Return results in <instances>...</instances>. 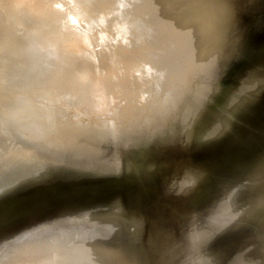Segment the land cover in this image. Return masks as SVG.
<instances>
[{"label": "bare ground", "instance_id": "bare-ground-1", "mask_svg": "<svg viewBox=\"0 0 264 264\" xmlns=\"http://www.w3.org/2000/svg\"><path fill=\"white\" fill-rule=\"evenodd\" d=\"M8 1L0 264H264V0Z\"/></svg>", "mask_w": 264, "mask_h": 264}, {"label": "rangeland", "instance_id": "rangeland-1", "mask_svg": "<svg viewBox=\"0 0 264 264\" xmlns=\"http://www.w3.org/2000/svg\"><path fill=\"white\" fill-rule=\"evenodd\" d=\"M140 1H141V0H139V3H140ZM173 1H177V0H173ZM173 1H172V2H173ZM178 1H179V0H178ZM178 1H177V2H178ZM180 1H181V0H180ZM0 2H1V3H0V4H1V5H0V12H1L2 10H4V8L7 7V6H10V9L7 11V13L10 12V10H12L11 8H13V7H12V5L10 4V1L7 2V0H5V2H4V0H3V1H0ZM6 2H7V3H6ZM4 3H5V4H4ZM128 3H129V2H127V4L125 5V6H127V9H125L126 7H125L124 9L130 11V7H129ZM130 3H131V1H130ZM132 3H133V4H134V3H135V4H136V3L138 4V0H136L135 2H132ZM170 3H171V1H170ZM178 3H180V2H178ZM178 3L175 4V3L173 2L172 4H174V5H172V4H169V5H172V6L175 8V7L177 6ZM184 3H185V2H184ZM2 4H3V6H2ZM133 4H130V6H131L132 9L135 7V5H133ZM182 4H183V3H182ZM5 5H6V6H5ZM175 5H176V6H175ZM179 5L181 6V3L178 4V6H179ZM183 5L185 6L186 3L183 4ZM1 6H2V7H1ZM133 6H134V7H133ZM178 6H177V7H178ZM186 6H187V5H186ZM186 6H185L184 8H186ZM128 7H129V9H128ZM168 7H169V6H168ZM182 7H183V6H182ZM1 8H2V9H1ZM178 8L180 9L181 7H178ZM169 9H170V13H172V12L174 11L173 9H171V6H170ZM176 9H177V8H176ZM179 9H177V11H178ZM186 9H187V8H186ZM172 10H173V11H172ZM72 11H74V9H72ZM168 11H169V10H168ZM171 11H172V12H171ZM174 13H175V11H174ZM174 13H173V14H174ZM177 13L179 14L180 12H177ZM180 14H181V13H180ZM1 15H2V14H0V18L3 19V16H4V15H2V16H1ZM139 16H140V15H139ZM140 17H141V16H140ZM142 18H143V17H142ZM1 19H0V20H1ZM144 19H145V18H144ZM68 23H70V25H69ZM21 25H22V29H21L22 34H21V32H16V33H14V34H13L14 41H15L17 44L19 43L18 46L21 47V48L24 47V46H27V45H31V48H32V47H34L35 45H37V43H38V42H37L38 39H37V37H36L37 35L35 36L34 32H33V33L31 32L32 35L30 34V29L33 27L34 24H30V23H28V25H27V22H26V24H24V22H23ZM67 25H68V26H71V25H72V24H71V21L68 22V20H67ZM28 26H29V27H28ZM25 27H27V28H25ZM26 29H27V31H29V34H28V32L25 31ZM23 32H24V33H23ZM132 32H133V30H132ZM33 34H34V35H33ZM31 36H34V37L31 38ZM25 38H26V39H25ZM29 38H31V39H29ZM35 38H36V39H35ZM27 39H29V40H27ZM32 39H33V41H32ZM34 40H35V41H34ZM18 41H19V42H18ZM23 41H24V42H23ZM29 41H30V42H29ZM33 42H34V44H32ZM21 43H22L23 45H22ZM35 43H36V44H35ZM33 45H34V46H33ZM91 46H92V45H91ZM91 46H90V47H91ZM159 70H160V68L158 69V72H159ZM160 72H161V70H160Z\"/></svg>", "mask_w": 264, "mask_h": 264}]
</instances>
